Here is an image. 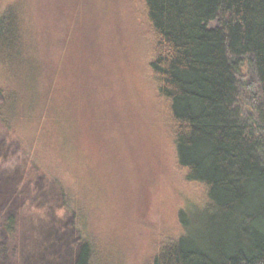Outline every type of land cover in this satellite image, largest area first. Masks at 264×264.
<instances>
[{"label": "trees", "instance_id": "trees-1", "mask_svg": "<svg viewBox=\"0 0 264 264\" xmlns=\"http://www.w3.org/2000/svg\"><path fill=\"white\" fill-rule=\"evenodd\" d=\"M25 10L0 7V144L21 150L0 164V264H110L84 236L71 191L22 147L38 74L22 55L32 45ZM140 10L177 164L205 190L148 264H264V0H140ZM249 57L257 80L245 79L243 91L255 114L243 119L239 69ZM45 205L53 217L41 214ZM61 208L69 223L55 218Z\"/></svg>", "mask_w": 264, "mask_h": 264}, {"label": "rangeland", "instance_id": "rangeland-1", "mask_svg": "<svg viewBox=\"0 0 264 264\" xmlns=\"http://www.w3.org/2000/svg\"><path fill=\"white\" fill-rule=\"evenodd\" d=\"M13 3L25 6L31 31L23 58L38 68L22 147L71 191L84 236L110 264H148L180 235L178 213L201 205L205 190L177 164L140 0H0V7ZM242 63L239 116L250 119L243 81L257 76L251 57ZM20 151L14 141L1 145L0 164L14 163ZM49 206L41 209L46 218ZM56 214L72 220L64 208Z\"/></svg>", "mask_w": 264, "mask_h": 264}]
</instances>
